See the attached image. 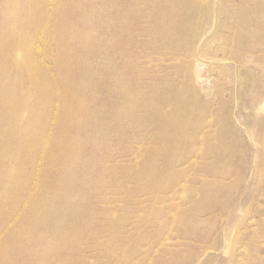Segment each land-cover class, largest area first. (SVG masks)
Returning <instances> with one entry per match:
<instances>
[{"label": "rangeland", "instance_id": "374dc122", "mask_svg": "<svg viewBox=\"0 0 264 264\" xmlns=\"http://www.w3.org/2000/svg\"><path fill=\"white\" fill-rule=\"evenodd\" d=\"M0 264H264V0H0Z\"/></svg>", "mask_w": 264, "mask_h": 264}]
</instances>
